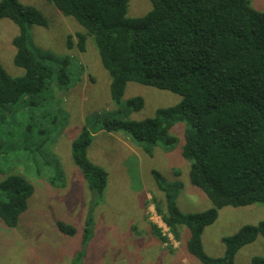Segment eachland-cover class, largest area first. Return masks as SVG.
I'll use <instances>...</instances> for the list:
<instances>
[{"label": "trees", "instance_id": "16d2710c", "mask_svg": "<svg viewBox=\"0 0 264 264\" xmlns=\"http://www.w3.org/2000/svg\"><path fill=\"white\" fill-rule=\"evenodd\" d=\"M46 1L83 29L84 34H76L79 50H84L88 37L94 42L111 78L113 102L121 103L129 82L181 97L178 104L158 109L153 118L143 121L107 114L95 115V120L108 134L124 131L147 154L157 146L172 151L177 139L169 134L171 128L179 123L188 127L181 156L189 163L190 184L203 192L211 208L183 214L158 172H153V178L163 198L154 197L152 204L174 241H183L187 253L200 264H235L239 250L258 237L264 239V221L224 237L225 252L220 258L204 252L202 234L223 208L264 205V12L254 10L250 0H149L151 8L144 16L127 18L129 0ZM1 19L17 26L11 41L13 64L24 73L13 78L0 66V106L23 103L37 108L51 98L53 83L60 89L71 84L67 61L52 70L29 49L28 27H48L37 8L18 0H0ZM67 45H73L70 36ZM125 105L139 111L143 100L129 99ZM93 139L84 127L71 144V159L89 191L102 196L108 174L88 157ZM36 168L37 178L52 187H64L65 174L58 161L46 160ZM34 191L26 176L11 175L0 182V221L5 227L16 226ZM96 205L90 206L83 250L73 264H80L93 234ZM150 226L153 236L172 250L162 229ZM56 227L63 235L76 234L70 224L57 222ZM250 264H264V256L251 258Z\"/></svg>", "mask_w": 264, "mask_h": 264}, {"label": "rangeland", "instance_id": "374dc122", "mask_svg": "<svg viewBox=\"0 0 264 264\" xmlns=\"http://www.w3.org/2000/svg\"><path fill=\"white\" fill-rule=\"evenodd\" d=\"M18 1L40 10L48 21L47 28L28 27L29 49L52 70L66 60L71 84L60 89L53 83L51 98L39 102L37 108L23 103L0 106V182L11 175H22L35 189L14 228L0 221V264H73L83 250L85 219L94 202L93 234L80 264H200L187 253L183 241H174L152 204L154 197L163 198L153 178V172H158L183 214L211 208L203 192L190 184L189 163L181 156L188 127L179 123L171 128L169 134L177 139L172 151L157 146L147 154L124 131L108 134L95 120V115L107 114L120 120L143 121L153 118L158 109L178 104L181 97L129 82L121 103L116 104L110 95L111 78L101 65L92 39H86L83 51L76 46V34H84L83 29L46 0ZM250 5L264 12V0H250ZM150 6L149 0H129L127 18L144 16ZM17 33V26L10 20H0V66L13 78L24 73L13 64L15 49L11 41ZM69 36L72 47L67 45ZM137 97L142 98L143 108L127 109L125 103ZM84 127L94 138L89 159L108 174L102 196L89 191L71 159V144ZM46 160L60 163L64 187H52L36 177V164L41 166ZM262 221L261 204L221 209L217 220L203 231L204 252L212 258L222 257L224 237ZM57 222L70 224L76 234L63 235ZM150 223L162 229L172 250L153 236ZM182 235L187 239L186 230ZM263 256L264 239L258 237L238 251L234 262L250 264L251 258Z\"/></svg>", "mask_w": 264, "mask_h": 264}]
</instances>
